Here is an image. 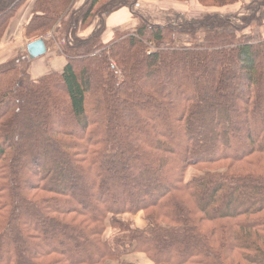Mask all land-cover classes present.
I'll return each instance as SVG.
<instances>
[{
	"label": "trees",
	"instance_id": "obj_1",
	"mask_svg": "<svg viewBox=\"0 0 264 264\" xmlns=\"http://www.w3.org/2000/svg\"><path fill=\"white\" fill-rule=\"evenodd\" d=\"M102 1L33 0L25 36H65L63 71L0 61V264H264V37L220 17L197 44L144 19L80 37L136 0ZM26 2H0V50Z\"/></svg>",
	"mask_w": 264,
	"mask_h": 264
},
{
	"label": "rangeland",
	"instance_id": "obj_2",
	"mask_svg": "<svg viewBox=\"0 0 264 264\" xmlns=\"http://www.w3.org/2000/svg\"><path fill=\"white\" fill-rule=\"evenodd\" d=\"M13 1L14 0H0V2L6 5L11 4ZM84 1L86 0H76L75 8L79 10L83 8ZM105 1L106 0H103L102 3ZM22 7L23 8L17 12L18 21L15 23L11 35L3 42L4 44L2 46H5L1 48L0 51L1 54H4L7 58L15 57L19 53H25L27 41L30 43L38 39L28 40L24 33L32 15L33 0H27ZM112 10L113 11L107 14H103L104 11L97 10V17H94L95 20L93 24H91L89 28L79 31V36L86 38L100 26L99 28L104 30L102 36L103 41H107L113 37L116 31L134 29L137 26L135 25L136 22L139 24V22L144 19L150 24L155 25L170 24L173 25L175 29L182 31L176 40L178 45H185L187 43L197 44L202 42L203 28L210 23H214L218 20V17H220L227 20L228 25L224 27L225 30H231L234 26L233 30L240 32L243 36L245 35L244 37L247 40H253L260 36L264 37V4H262L261 0H241L237 4L227 7H204L199 4L198 0H187L185 2L170 0H136L127 6H119L117 8H112ZM122 11L126 12L119 15L118 13ZM211 15H215V19L213 17L209 20L205 19ZM27 16L28 19L26 21L25 18ZM199 21L200 24L197 23ZM189 23L192 26H190ZM194 25L198 26L193 27ZM185 30L189 33H186L187 31ZM54 35L55 28H52L50 31L48 30L45 35L39 37L44 38L45 42L51 39L54 41L48 42L47 51L43 55L29 58L25 53L27 56L26 63L34 79L51 72H61L64 70L67 57L62 51V46L65 44V40L62 38L65 36L59 34V36L55 37ZM19 48L21 49L20 52L18 51ZM198 173V171L191 169L188 172V178ZM126 218L132 220L136 227L147 228L148 223L141 214L134 217L126 216ZM125 259L128 260L127 258Z\"/></svg>",
	"mask_w": 264,
	"mask_h": 264
},
{
	"label": "crops",
	"instance_id": "obj_3",
	"mask_svg": "<svg viewBox=\"0 0 264 264\" xmlns=\"http://www.w3.org/2000/svg\"><path fill=\"white\" fill-rule=\"evenodd\" d=\"M23 8V7H22ZM21 8V9H22ZM20 9V10H21ZM19 10V11H20ZM124 10V9H123ZM124 12H126V11H122V12H120V13H118L119 15L121 14V13H124ZM31 18V17H30ZM26 19V21H27V19H28V16L25 18ZM30 20V19H29ZM26 23V22H25ZM135 25H138V22H136V24ZM24 26H25V24H24ZM26 29V28H25ZM24 33H25V30H24ZM87 36V35H86ZM29 40V39H28ZM4 44V43H3ZM2 44V45H3ZM27 44H28V41H27ZM1 45V48H4V46H2ZM27 46V45H26ZM27 48V47H26ZM20 48L18 49V51L20 52ZM1 51V50H0ZM23 52H24V50H23ZM0 54H1V52H0ZM12 58V57H11ZM6 59H8L7 57H5L4 56V54H1L0 55V61H3V60H6ZM67 63V62H66ZM145 226V225H144ZM142 229H145V228H142ZM134 255V256H133ZM144 256H146L145 254H143V253H136V254H129V255H127V259L129 260V261H132V262H137L138 264H153V262L149 259V258H147V257H144ZM151 262H150V261Z\"/></svg>",
	"mask_w": 264,
	"mask_h": 264
},
{
	"label": "water",
	"instance_id": "obj_4",
	"mask_svg": "<svg viewBox=\"0 0 264 264\" xmlns=\"http://www.w3.org/2000/svg\"><path fill=\"white\" fill-rule=\"evenodd\" d=\"M27 51L30 57H39L46 53L47 46L44 38H39L37 40L31 41L27 45Z\"/></svg>",
	"mask_w": 264,
	"mask_h": 264
},
{
	"label": "bare ground",
	"instance_id": "obj_5",
	"mask_svg": "<svg viewBox=\"0 0 264 264\" xmlns=\"http://www.w3.org/2000/svg\"><path fill=\"white\" fill-rule=\"evenodd\" d=\"M28 45V44H27ZM47 46V45H46Z\"/></svg>",
	"mask_w": 264,
	"mask_h": 264
}]
</instances>
